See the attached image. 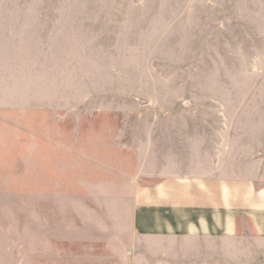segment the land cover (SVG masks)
<instances>
[{
  "label": "rangeland",
  "instance_id": "rangeland-1",
  "mask_svg": "<svg viewBox=\"0 0 264 264\" xmlns=\"http://www.w3.org/2000/svg\"><path fill=\"white\" fill-rule=\"evenodd\" d=\"M210 160L264 181V0H0V264H129L137 186Z\"/></svg>",
  "mask_w": 264,
  "mask_h": 264
},
{
  "label": "crops",
  "instance_id": "crops-1",
  "mask_svg": "<svg viewBox=\"0 0 264 264\" xmlns=\"http://www.w3.org/2000/svg\"><path fill=\"white\" fill-rule=\"evenodd\" d=\"M160 172L132 197L130 239L122 243L129 264H208L224 247L251 242L239 234L246 225L264 240L262 177L229 176L213 160L201 172Z\"/></svg>",
  "mask_w": 264,
  "mask_h": 264
}]
</instances>
